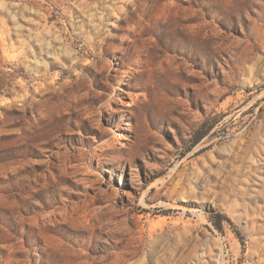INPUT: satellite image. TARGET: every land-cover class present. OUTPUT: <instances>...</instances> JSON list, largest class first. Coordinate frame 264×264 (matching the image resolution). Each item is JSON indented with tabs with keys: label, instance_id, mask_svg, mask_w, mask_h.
I'll list each match as a JSON object with an SVG mask.
<instances>
[{
	"label": "rangeland",
	"instance_id": "rangeland-1",
	"mask_svg": "<svg viewBox=\"0 0 264 264\" xmlns=\"http://www.w3.org/2000/svg\"><path fill=\"white\" fill-rule=\"evenodd\" d=\"M0 264H264V0H0Z\"/></svg>",
	"mask_w": 264,
	"mask_h": 264
},
{
	"label": "trees",
	"instance_id": "trees-1",
	"mask_svg": "<svg viewBox=\"0 0 264 264\" xmlns=\"http://www.w3.org/2000/svg\"><path fill=\"white\" fill-rule=\"evenodd\" d=\"M220 224H221V223H218V225H217V226H218V228L222 229V227L220 226Z\"/></svg>",
	"mask_w": 264,
	"mask_h": 264
}]
</instances>
